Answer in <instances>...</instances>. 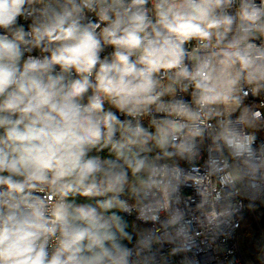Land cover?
<instances>
[{
    "label": "clouds",
    "instance_id": "clouds-1",
    "mask_svg": "<svg viewBox=\"0 0 264 264\" xmlns=\"http://www.w3.org/2000/svg\"><path fill=\"white\" fill-rule=\"evenodd\" d=\"M0 264H264V0H0Z\"/></svg>",
    "mask_w": 264,
    "mask_h": 264
}]
</instances>
